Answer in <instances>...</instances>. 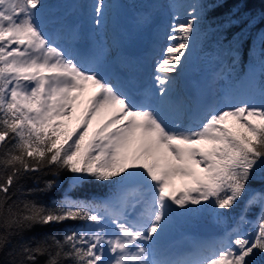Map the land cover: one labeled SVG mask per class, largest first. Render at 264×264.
<instances>
[{
	"label": "snow or ice",
	"instance_id": "obj_1",
	"mask_svg": "<svg viewBox=\"0 0 264 264\" xmlns=\"http://www.w3.org/2000/svg\"><path fill=\"white\" fill-rule=\"evenodd\" d=\"M103 7L96 0L97 24ZM43 8V0H0V264H255L264 254V187L249 192V182L264 170V36L250 90L205 106L176 98L171 78L191 51L196 5L183 21L173 16L156 91L137 95L101 75L95 58L60 47L45 31ZM228 45L234 60L239 49ZM62 172L111 189L102 199L42 203L36 197ZM243 198L245 211L259 206L254 222L242 214L189 256L162 251L176 209L227 212ZM69 221L79 227L27 237Z\"/></svg>",
	"mask_w": 264,
	"mask_h": 264
},
{
	"label": "rangeland",
	"instance_id": "obj_2",
	"mask_svg": "<svg viewBox=\"0 0 264 264\" xmlns=\"http://www.w3.org/2000/svg\"><path fill=\"white\" fill-rule=\"evenodd\" d=\"M43 3L41 20L45 31L50 33V37L53 34L51 38L60 47L73 54L95 58L101 75L125 90L137 92L145 81L150 84L148 91H156L154 67L161 50L168 43L166 36L170 32L173 16L178 14L183 21L191 10L190 6L196 5V0H104L100 24L96 23V0H43ZM198 62L192 39L187 59L171 76L176 82V98L190 104L223 106L226 94L243 98L250 90L247 78L229 80L230 70L227 67L197 77ZM110 63H113L115 73L111 72ZM196 79L201 80L200 87L195 86ZM184 86L192 87L194 96L189 97L182 89ZM246 219L255 221L254 218ZM182 228V210L176 209L171 229L182 233L196 232L194 229ZM224 231L209 235L196 234L211 242Z\"/></svg>",
	"mask_w": 264,
	"mask_h": 264
},
{
	"label": "trees",
	"instance_id": "obj_3",
	"mask_svg": "<svg viewBox=\"0 0 264 264\" xmlns=\"http://www.w3.org/2000/svg\"><path fill=\"white\" fill-rule=\"evenodd\" d=\"M222 5V6H221ZM198 10L202 9L197 32L193 39L199 62L197 76L209 74L214 69L227 67L230 70L229 80L238 81L248 77L254 67V58L258 55L261 46V37L264 36V0H196ZM234 23L228 24L229 20ZM239 51L232 56L228 55V40ZM257 83L259 82V66H255ZM74 177L69 172H62L58 177L57 186L51 191L41 192L36 197L42 203L53 204L68 196L76 200L102 199L111 189L110 184H101L87 180L79 184L74 183ZM33 181H28L25 188L33 187ZM41 187L43 186L41 182ZM264 187V170L256 169L249 182V192ZM245 199L231 210L215 209L211 205L193 208L190 211L182 210L184 230L196 229L198 222H208L218 232L231 228L239 221L243 214L246 218H254L260 214L259 206H253L245 211ZM223 216V222L218 223V215ZM79 227L78 222H66L61 225L35 227L27 237L39 238L48 232H62ZM248 231L253 229L247 225ZM41 261L43 258H40ZM255 264H264V254L257 253Z\"/></svg>",
	"mask_w": 264,
	"mask_h": 264
},
{
	"label": "bare ground",
	"instance_id": "obj_4",
	"mask_svg": "<svg viewBox=\"0 0 264 264\" xmlns=\"http://www.w3.org/2000/svg\"><path fill=\"white\" fill-rule=\"evenodd\" d=\"M48 32V31H46ZM50 34V33H49ZM51 37H54L53 34ZM82 51V50H81ZM85 51V48H84ZM111 65V72L115 73L116 69ZM146 66H144V73H145ZM128 77H125L127 79ZM186 89L187 87H182V89ZM128 91V89L126 88ZM148 91V90H147ZM140 92H143L140 90ZM176 228V227H175ZM166 238H164L161 242L162 251L166 254H173L177 257H185L189 256L194 251V243L195 242H207L203 239V237H198L196 232H186L182 233L176 229L174 231L171 229V225L169 226L168 231L165 234Z\"/></svg>",
	"mask_w": 264,
	"mask_h": 264
},
{
	"label": "water",
	"instance_id": "obj_5",
	"mask_svg": "<svg viewBox=\"0 0 264 264\" xmlns=\"http://www.w3.org/2000/svg\"><path fill=\"white\" fill-rule=\"evenodd\" d=\"M197 228V232L200 235H209V234H215L217 233V230L214 228H211L209 223H205V222H199L196 225Z\"/></svg>",
	"mask_w": 264,
	"mask_h": 264
}]
</instances>
